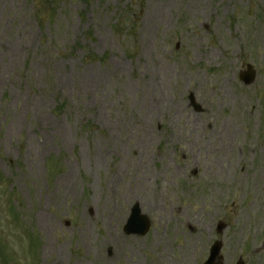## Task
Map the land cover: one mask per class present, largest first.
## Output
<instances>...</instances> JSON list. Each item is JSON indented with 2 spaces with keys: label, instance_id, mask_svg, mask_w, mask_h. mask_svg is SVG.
Masks as SVG:
<instances>
[{
  "label": "rangeland",
  "instance_id": "obj_1",
  "mask_svg": "<svg viewBox=\"0 0 264 264\" xmlns=\"http://www.w3.org/2000/svg\"><path fill=\"white\" fill-rule=\"evenodd\" d=\"M214 242L264 264V0H0V264H203Z\"/></svg>",
  "mask_w": 264,
  "mask_h": 264
},
{
  "label": "water",
  "instance_id": "obj_2",
  "mask_svg": "<svg viewBox=\"0 0 264 264\" xmlns=\"http://www.w3.org/2000/svg\"><path fill=\"white\" fill-rule=\"evenodd\" d=\"M254 72L251 70L250 66H247V71L240 74V79L246 84L249 85L254 80ZM193 108L196 111H200V107L194 104V100L192 95L189 97ZM149 224L145 217L139 216V210L137 209V205L132 210V216L130 217L127 225L124 228L125 233L127 234H136V235H144L148 230ZM220 250V244L216 243L210 251V257L205 264H215L214 260L217 258ZM237 264H241L238 262Z\"/></svg>",
  "mask_w": 264,
  "mask_h": 264
}]
</instances>
